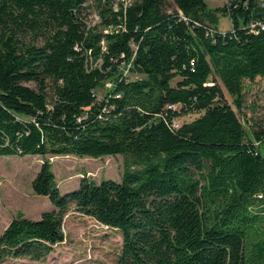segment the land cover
<instances>
[{
    "label": "trees",
    "instance_id": "obj_1",
    "mask_svg": "<svg viewBox=\"0 0 264 264\" xmlns=\"http://www.w3.org/2000/svg\"><path fill=\"white\" fill-rule=\"evenodd\" d=\"M258 21V0H0V157H42L32 187L54 206L12 219L0 264L45 260L71 209L120 231L119 264H264V122L245 100L264 79ZM58 156H123L122 180L63 194Z\"/></svg>",
    "mask_w": 264,
    "mask_h": 264
},
{
    "label": "rangeland",
    "instance_id": "obj_2",
    "mask_svg": "<svg viewBox=\"0 0 264 264\" xmlns=\"http://www.w3.org/2000/svg\"><path fill=\"white\" fill-rule=\"evenodd\" d=\"M205 2L212 10L227 4V0ZM173 9L171 6L170 11ZM219 18V28L222 31L231 29L229 17ZM98 22L96 15L90 17L89 24L95 25ZM105 89L109 87L106 86ZM105 89L99 90L101 99L106 93ZM245 92L246 104L250 106L248 117L259 127L264 122V79L248 83ZM193 118L194 115H188L181 118L180 122H188ZM244 124L249 126L246 120ZM49 160L63 194L77 189L85 177L97 183L109 179L121 181L125 167L123 156L99 159L58 156L49 157ZM42 164L43 158L35 155L0 157V236L19 214L36 220L43 213L54 209L48 198L37 196L33 191L32 182ZM64 235L65 240L54 246L43 261L10 259L4 264H119L123 240L117 229L103 226L71 209L64 218Z\"/></svg>",
    "mask_w": 264,
    "mask_h": 264
},
{
    "label": "built area",
    "instance_id": "obj_3",
    "mask_svg": "<svg viewBox=\"0 0 264 264\" xmlns=\"http://www.w3.org/2000/svg\"><path fill=\"white\" fill-rule=\"evenodd\" d=\"M119 1H122L124 3L125 6H129L131 5L132 3V0H118ZM239 1H244V0H227V4L228 5H231L233 2L234 3H237ZM246 2H248V0H246ZM258 2L260 3V5L262 7H264V0H258ZM115 7L117 8L118 7V4H115ZM251 29L253 31L254 34H257L259 31H264V21H258L254 24L251 25ZM225 31H223V34ZM105 49V48H104ZM128 74V70L125 71V76ZM106 86H108L109 88L112 87V84L111 83H107ZM169 109L171 110H175L177 109V106L176 105H170L169 106ZM260 199H262V196H259Z\"/></svg>",
    "mask_w": 264,
    "mask_h": 264
},
{
    "label": "water",
    "instance_id": "obj_4",
    "mask_svg": "<svg viewBox=\"0 0 264 264\" xmlns=\"http://www.w3.org/2000/svg\"><path fill=\"white\" fill-rule=\"evenodd\" d=\"M244 1H246V0H244ZM248 1H252V0H248Z\"/></svg>",
    "mask_w": 264,
    "mask_h": 264
}]
</instances>
